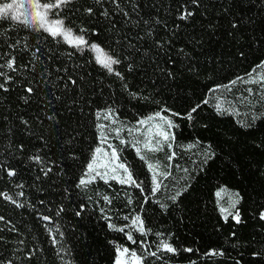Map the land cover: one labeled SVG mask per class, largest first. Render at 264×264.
<instances>
[{"label": "snow or ice", "instance_id": "6c2138e0", "mask_svg": "<svg viewBox=\"0 0 264 264\" xmlns=\"http://www.w3.org/2000/svg\"><path fill=\"white\" fill-rule=\"evenodd\" d=\"M217 2L220 4L218 11L207 23L201 20V29L205 35L214 34L222 26L220 22L226 19L229 26L226 34L236 42L243 38L242 35H238L242 31L241 25L253 22L252 17L245 18L241 14L244 9L251 10L259 4L260 10L264 12V0H217ZM147 6L145 0H0V22H7L9 25L8 29L0 27V106L8 102L4 110L0 111V184L4 185V188L0 189V200L12 204L17 209L26 207L35 209L36 205L31 202L25 189L37 187V182L55 184L66 174L65 169L69 167L66 162L80 161L84 154L85 149L78 146L84 143L80 130L82 121L76 122L77 127H73L71 123L64 124L61 131L63 121L58 117L63 116V112L55 108L53 99L62 102L63 111L70 116L73 114V106L78 107L82 116L86 115L85 108L92 109L91 115L94 117V126L97 129V144L95 147L88 146L89 154L75 182V188L86 191L98 181H103L109 187H111L110 182H115L130 189H138L143 196V201L138 204L139 211L133 207L127 214L116 217L122 219L123 224L114 222L113 215L109 214L110 209L100 208L107 228L122 234L127 242L109 241L115 253L112 264H153L154 261L164 260L163 254L176 257L181 251L194 252L192 247L182 249L177 247L171 240L172 234L153 233L147 226L143 213L144 205L151 197H156L162 188L167 187L164 181L172 176V162L178 155L175 150L178 143L177 130L180 128L174 118L193 121L194 114L203 105H208L210 99L206 95L184 114L161 105L152 113L138 118L133 124L121 119L116 101L105 100L102 106L93 108L94 104L99 105V101L85 98L83 75L73 78L69 74V69L62 66L54 69L56 78L50 80L53 70L45 65L41 55H38L42 53L39 45L49 38L57 47L67 45L72 49L66 51L69 59L77 54L83 56L86 52L90 53L91 61H94L107 76L112 77L113 82H119L124 92L134 99L148 100L150 97L143 95L141 91H132L135 85H130L129 74L141 72L145 78H148V72L151 71L153 75L159 73L166 79L175 80L177 73L174 69L177 59L174 58V53L176 57L189 61L186 71L196 73V67L191 63L192 53L186 51L185 47L176 48V37L182 26L196 23L197 16L206 18L207 9L204 0H152L151 8L154 12L145 15L142 10ZM161 8L164 9L163 16L160 14ZM169 17L172 18L171 24ZM129 26L139 31L131 39L125 32L116 41L121 45L120 48H112L101 40V35L107 32L119 35L122 28ZM20 31L34 33L35 45L28 36H20ZM203 42V37L196 36L188 40V44L202 45ZM145 44H150L151 47L146 48ZM250 46H264V36L253 38ZM134 54H138V58ZM239 56L245 57L243 50L239 52ZM48 59L51 60L53 57L49 56ZM61 72L64 75H60ZM150 82L156 84L155 79H151ZM237 83L256 86L247 87L245 89L247 95L241 94L236 98L240 103L251 104L248 97L256 96L258 93L260 100L264 101V59L255 64L245 76H236L226 84H216L209 88L208 92L213 96L221 90L231 93ZM49 85L52 89H59L61 95H56L53 91L49 98L45 91ZM69 92L73 95L65 101L64 96ZM100 96H103V89L100 90ZM215 99L217 101L215 109L218 112L227 113L228 109L232 108V111L239 115L226 97L224 99L215 97ZM13 100L16 102L15 105L12 103ZM33 103L37 106L36 115L26 116L17 113L15 117L17 123L9 120L11 108H18L20 104L30 106ZM225 103H228V107H225ZM260 119H264V114L252 117L253 121ZM34 124L41 130L39 135L33 127ZM246 126L252 127L253 124L249 122ZM20 131H23L29 139L17 140L16 135ZM32 140L38 141V144H32ZM199 144L198 140L189 143L186 145V150H192ZM121 145L134 149L136 156L146 165L150 174V193L145 188V181L138 179L133 166L124 157V148L120 147ZM54 146L60 147L59 155L54 153ZM162 152H166V163L156 156ZM54 155L55 159H53ZM203 155V162L207 163L214 155L211 145L204 148ZM20 165L23 167H19ZM24 171L36 173L32 184L23 181ZM37 190L45 189L37 187ZM186 190V188L176 190L167 199L176 204ZM64 191L67 192L68 189L65 188ZM116 195L119 196L120 193ZM124 195L127 206H132L134 204L132 193L126 192ZM214 195L217 210L225 224L229 221L234 226L246 223L241 209L244 197L239 191H230L221 187ZM113 199L114 197L107 194L102 196V200L107 205H112ZM38 203L44 205L45 200L41 199ZM160 207L167 209L169 205L160 204ZM85 210L86 206L81 204L75 216L81 217ZM48 211L52 210L48 209ZM64 211L65 207L62 204L58 205L55 217H60ZM258 218L264 221V206L258 210ZM39 219L46 222L45 227L52 246L54 248L59 246L58 254L67 251L61 242L64 232L61 231L53 215L40 214ZM0 222L11 225V221H7L3 215H0ZM3 230L0 228V231ZM8 230L19 235L15 225H11ZM134 233L141 238L138 239ZM149 234L155 235L157 239L149 242L147 239ZM229 238L238 239L235 227L229 233ZM2 241L3 237H0V242ZM18 244L24 245L25 241L20 239ZM34 254L35 250H30L26 259L30 260ZM203 255L217 257L224 256L225 252L222 248L209 249ZM251 255L254 258L264 257V251H253ZM149 258L152 260L150 261ZM0 264H15V262L0 256ZM235 264H241V261L237 259Z\"/></svg>", "mask_w": 264, "mask_h": 264}, {"label": "trees", "instance_id": "16d2710c", "mask_svg": "<svg viewBox=\"0 0 264 264\" xmlns=\"http://www.w3.org/2000/svg\"><path fill=\"white\" fill-rule=\"evenodd\" d=\"M151 2L152 0H145L148 6L142 10L143 14L154 12ZM204 5L207 9V17L197 16L196 23L182 26L176 37V48L185 47L186 51L192 53L191 63L195 65L196 73L186 71L189 61L176 57L174 53V58L177 59L174 69L177 73L175 80L166 79L159 73L153 75L151 71L148 72V78H145L141 72L129 74L130 85H135L132 91H141L143 95L150 97L148 100L134 99L124 92L119 82H113L112 77L107 76L94 61H91L90 53L86 52L83 56L77 54L69 59L66 51H72V49L67 45L57 47L49 38L39 45L42 53L38 55H41L44 64L53 70L50 80L56 78L54 69L62 66L69 69V74L73 78L83 75L85 98L99 101V105L94 104L93 108L102 106L105 100L116 101L121 119L133 124L138 118L152 113L161 105L184 114L207 95L210 103L203 105L194 114L193 121L174 118L180 128L177 130L178 143L175 150L178 155L172 162V176L164 181L167 187L162 188L156 197H151L144 205L143 213L146 224L153 233L172 234L171 240L177 247L181 249L192 247L194 252L181 251L176 257L163 254L165 259L154 261L153 264H193V262L194 264H235L237 259L241 261V264H264V257L254 258L251 255L253 251H264V221L258 218V210L264 206V119L252 120L254 115L264 114V101L260 100L258 93L256 96L248 97L251 104L240 103L236 98L241 94L247 95L245 92L247 87H256L243 83H237L231 93L221 90L213 96L208 92V89L216 84H226L236 76H245L255 64L264 59V46H250L253 38L264 36V12L260 10L259 4L251 10L244 9L241 14L245 18L252 17L253 22L241 25L242 31L238 35H242L243 38L236 42L226 34L229 30L226 19L220 22L222 26L214 34L203 33L200 26L201 20L207 23L220 7L217 0H204ZM160 14L164 15L163 8L160 9ZM168 19L171 24L172 18ZM0 27L8 29L9 25L7 22H0ZM138 31L139 29L129 26L122 28L119 35L107 32L101 35V40L112 48H120L121 45H118L116 41L125 32L131 39ZM10 34L16 35V33ZM19 35L28 36L31 43L35 45L34 33L20 31ZM192 36L203 37V44H188ZM144 47H151V45L145 44ZM241 50L245 53L243 58L239 56ZM152 54H155L154 51ZM134 55L138 58V54ZM49 56L53 59L49 60ZM60 75L64 73L61 72ZM151 79L156 80L155 85L150 82ZM41 87L44 86L41 85ZM101 89H103V96H100ZM45 91L49 98L53 91L56 95H61L59 89H52L50 85ZM72 95L73 93L69 92L64 96V100L67 101ZM215 97L221 99L226 97L239 115L235 114L232 108H229L227 113L218 112L215 109L217 102ZM12 103L15 105L16 102L13 100ZM7 105L6 101L5 105L0 106V111H3ZM53 105L59 112H63V116L58 117L63 121L61 131L64 124L71 123L73 127H77L76 122L82 121L80 130L84 143L78 146L85 149L84 154L80 161L66 162L69 166L65 169L66 174L55 184L37 182V187H43L44 191H38L37 187L25 189L31 202L36 205L35 209L27 207L17 209L12 204L0 200V215H3L7 221H11V225H15L19 230V235L10 232L8 228L11 225L0 222V228L4 229L0 231V237H3V241L0 242V256L12 259L15 264H112L115 253L109 241L127 242L122 234L107 228L100 208L110 209L109 214L113 215L114 222L123 224L124 221L116 217L127 214L133 207L139 211L138 204L143 201V196L138 189H130L115 182H110L111 187H109L103 181H98L86 191L75 188V182L89 154L88 146L95 147L97 144V129L94 126V117L91 115L92 109L85 108L86 115L82 116L78 107L73 106V114L70 116L63 111L62 102L53 99ZM225 107H228V103H225ZM10 113L9 120L17 123L15 119L17 113L34 116L37 114V106L35 103L30 106L20 104L18 108H11ZM249 122L253 124L252 127L246 126ZM33 127L39 135L41 130L35 124ZM21 138L29 139L23 131L16 135L17 140ZM197 140L200 144L196 148L186 150L187 144ZM113 143L119 142L113 141ZM32 144H38V141L32 140ZM208 145H211L214 155L207 163H204L203 150ZM120 147L124 148V157L133 166L138 179L145 181V188L150 193V174L146 165L130 146L121 145ZM60 152V147L54 146V153L59 155ZM156 156L166 163V152L158 153ZM55 158L54 155L53 159ZM183 169L188 171L185 172ZM35 175V172L24 171L22 179L30 185ZM221 187L230 191H239L244 197L241 209L246 220L245 224L234 226L231 221L225 224L221 219L214 195ZM3 188L4 185L0 184V189ZM65 188L68 189L67 192L64 191ZM184 188L187 190L183 192L176 204L167 199L176 190ZM126 192L132 193L134 199L132 206H127L124 195ZM117 193L120 195L117 196ZM106 194L114 197L112 205H107L102 200V196ZM41 199L45 200L44 205L38 203ZM61 204L65 207V211L60 217H55L57 206ZM81 204L86 206V210L81 217H76L75 212L79 210ZM160 204H168L169 207L162 209ZM48 209L52 211L49 212ZM40 214L53 215L59 223L61 231L64 232L61 242L67 251L58 254L59 246L56 248L52 246L45 227L46 222L39 219ZM233 227L237 231L238 239L229 238ZM135 235L138 239L141 238L138 234ZM20 239L25 241L24 245L18 244ZM147 239L151 242L157 238L149 234ZM221 248L225 252L224 256L203 255L209 249ZM30 250H35V254L29 260L26 259V255ZM62 256L63 259H61ZM149 259L152 260V258Z\"/></svg>", "mask_w": 264, "mask_h": 264}]
</instances>
